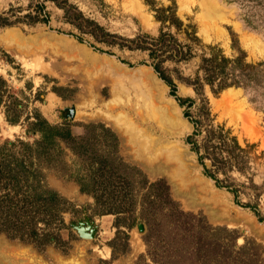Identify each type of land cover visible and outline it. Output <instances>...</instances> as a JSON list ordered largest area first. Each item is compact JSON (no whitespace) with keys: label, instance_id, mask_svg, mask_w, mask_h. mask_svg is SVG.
<instances>
[{"label":"rangeland","instance_id":"1","mask_svg":"<svg viewBox=\"0 0 264 264\" xmlns=\"http://www.w3.org/2000/svg\"><path fill=\"white\" fill-rule=\"evenodd\" d=\"M63 1L58 0L60 3ZM218 1L227 6L223 19L205 17L201 0H69L70 5L83 13L78 19L73 14L74 9H69L67 17L53 1L0 0V14L10 23L0 25V77L7 83L0 98V146L18 139L35 141L39 134L28 131L29 123L35 121V112L51 124L69 125L75 136H82L89 124L103 125L115 134L114 141L100 133L91 137L88 144L96 152L90 149L88 153L81 152V157L65 143L60 144L64 149L61 153L63 165L55 164L53 170L47 172V185L68 200L62 213L63 222L50 220L51 215L43 209L36 214L39 235L48 227L46 233L59 236L45 245L43 235L22 241L0 232V264H264V241L256 237V233L264 237V0ZM41 4H45L48 15L40 13L39 18L33 21ZM166 16L169 23L180 24V31L171 23L163 24L158 20V17ZM47 18L48 22H45ZM162 28L175 33L183 45H190L191 52L186 53L192 56L186 61H178L171 58V54L159 51L157 60H153L149 50L136 48L140 43L150 46V38L158 37ZM8 29L24 36L37 30L54 32L56 36L74 40L75 45L84 47L90 53L92 51L91 54H97L99 62L88 65L72 57L60 58L56 62L47 56L42 59V64H48L47 68L51 70L45 71L40 68L42 64L38 59L22 51L20 41L4 37ZM212 48L214 52L220 50L228 59L245 55V63L253 66L242 71L237 64L227 65V75L229 79L232 77L228 81H238V84L217 93L213 90L218 87V82L213 86L206 83L200 68L202 57H209ZM106 60H112L113 66L108 68V62L104 63ZM157 61H162L166 73L173 80L176 96L171 95V87L155 72L152 64ZM53 64L59 66L53 68ZM142 70H149L159 83H152ZM88 72L92 73L91 77ZM187 82L195 83L200 93H196ZM177 97L195 98L196 103L186 109L180 106ZM113 99L114 102L111 101ZM105 102L120 106L123 109L121 112H126L131 123L142 130L144 135L141 140L146 141L147 138V143H150L154 137L163 149L165 144L167 147L175 143L185 150L189 160H186L189 169H186L185 177L175 171L178 175L175 178L168 170L151 175L146 169V158L142 156L144 160H141L134 142L128 139V131H123V125L113 118L100 116L112 112ZM172 103L177 106V116L169 110L168 105ZM205 103L210 115L204 109ZM154 105L168 106L167 111L162 110L166 113L167 125L160 123L164 118L158 121L149 116V109ZM70 109H74V117H70ZM185 111L189 112V117L184 115ZM168 116L174 125L169 122ZM176 118L181 122H176ZM199 120L202 121L199 122L202 132L196 136L198 144L203 142L204 131L223 125L231 130V135L237 137L245 149L240 153L242 160L238 164H232L235 165L233 168L226 166L227 174H218L224 187L204 173L193 150L194 144L188 142V137L195 131L194 122ZM9 129H12L10 136L5 134ZM95 153L113 165L111 177L97 176V201L90 190H81V183H90V178L80 180L88 175L85 174L89 161L87 157H93ZM53 154H58V151L54 150ZM167 159L168 166L177 165L168 156ZM206 164L211 167L209 160ZM56 165L65 167V170ZM195 175L203 176L215 189L225 192L229 208L225 203L216 201L219 196L207 197L210 209L207 206L187 207L177 193H185L184 190L188 189L184 186L185 182L189 186L198 185L199 179ZM161 182L169 187L171 199L181 210L201 215L213 228L235 230L236 242H232L224 232H217L215 240L207 241L216 242L221 247L218 252L212 248L206 252L204 262L202 256L196 257L199 259L196 260L192 255L180 256L181 253L180 259L177 253H173L177 245L184 246L187 241L177 239L169 224L165 227L159 225L148 234L149 227L141 219V209L150 194V184ZM164 195L158 187L152 190L151 198L157 204L150 213H154L156 219H162L169 211L163 201ZM209 211H215L213 217ZM240 211L250 218L249 222L238 213ZM223 218L230 219L231 223L220 221ZM86 219L95 226L93 239L81 237L75 229ZM133 219L135 223L132 227L121 226L118 232L116 222L130 224ZM235 220L239 223H232ZM195 230L199 228L195 227ZM226 237L229 238V245L233 246L232 251L225 245L228 243ZM148 238L151 239L147 242ZM163 238L171 242L170 248ZM245 242H249L248 250L238 257L237 252ZM167 251L171 254L168 255Z\"/></svg>","mask_w":264,"mask_h":264},{"label":"trees","instance_id":"2","mask_svg":"<svg viewBox=\"0 0 264 264\" xmlns=\"http://www.w3.org/2000/svg\"><path fill=\"white\" fill-rule=\"evenodd\" d=\"M44 1H53L58 7L65 11L67 17L69 9L75 10L73 14L76 19L83 16V13L79 11L77 7L69 4V0H64L63 3L58 2V0ZM45 9V4H41L40 11L38 12V15L33 18V21L39 18L40 13L48 15ZM158 20L163 24L169 23L167 16L165 18L158 17ZM45 22H48V18ZM170 23L174 25L173 27L177 28V31H180V24L175 25L172 22ZM73 24H77L78 28H81V25L75 21H73ZM0 25H10L7 19L2 18L1 14ZM150 40L152 42L150 46L146 45V43H140L136 48L149 50V55L153 60H157L159 51L171 54V58L178 61H186L192 56V54L189 53L191 52L190 45H183V43L178 40L175 33L164 31L163 28L160 30L158 37L150 38ZM186 51L189 52L186 53ZM230 63H233L234 65L237 64L242 71H246L253 67L252 65L245 63V55L238 56L234 59H228L220 52V50L214 52V48H212L209 57H202L200 68L204 73V80L211 86L218 82V87L213 90L215 93L238 84V81H228L232 80V77L229 79L226 71V68L228 67L227 65ZM152 66L158 76L171 87V95L176 96L174 82L166 73L162 61H157V63H153ZM187 83L194 87L196 93H200V90L195 83ZM6 86L7 83L5 79L0 77V98L1 93H3V88ZM177 99L180 106L185 107L186 109L192 107L196 103L195 98L182 99L177 97ZM204 105L206 113L210 115L207 104L205 103ZM184 115L189 117V112L185 111ZM9 121L11 123L15 122V120ZM199 122L202 123L201 120L194 122L195 131L188 137V142L194 144L193 150L198 155L199 163L203 166L204 173L213 178L218 185L224 187V183L218 178V174H227V167L233 168L235 165L232 166V164H238L239 160H242L240 153L245 152V149L241 147L237 137L231 135V130L225 129V126L223 125H218L217 128L212 126L207 129V131H204L203 142L198 144L195 139L196 136L202 132V127L199 125ZM28 131L30 133H38L39 137L33 142L18 139L7 141L4 145L0 146V232H6L10 238L20 239L22 241H28L30 237H35V239H37L43 235L42 238L46 241L44 242L46 245L54 241L59 235L54 236L50 233H46L48 227L43 229V234L39 235L36 214L42 212L41 209H43L44 212L51 215H49L50 220H56L62 224V213L65 209L64 205L66 203L68 204V200L65 197L61 196L58 192L54 191L47 185V172L53 170L55 164L62 163L61 165H63L61 153H63L64 149L60 144L62 142L65 143L67 147L71 148L75 155L81 157V152L85 154L88 153L90 149L93 151L95 150L91 144H88L90 143L89 141L91 140V137L100 133L104 136H110L114 141L115 134L103 125L89 124L85 126V133L82 136H75L69 128V125L51 124L38 112H35V121L29 123ZM83 147H86V149ZM54 150H57L58 154H53ZM87 158L89 161L86 160L87 173L85 174L88 175L85 176L84 179L82 177L80 180H88L87 178L89 177L91 182L86 183L85 181L81 183V190L83 192L90 190L95 201H97L98 191L96 186L98 185V180L100 177L106 175L111 177L113 175V165L109 163V160L102 159L101 156L96 153L93 157ZM206 160L211 162L210 168L207 166ZM56 166L61 170H65V167L63 166ZM105 168H107V170H105ZM238 170L241 169L239 168ZM98 175L99 178H97ZM75 178L78 180V177ZM130 182L131 181H129L128 184ZM156 187L160 188L162 192L165 193L163 201L166 206L169 207L168 213H165L166 215H163L162 219H156L155 215H153L154 213H150L152 212V207L157 204V201H155V199L152 200L151 198L152 190ZM148 190L150 191V194L148 192L149 196L146 198L147 201L144 202L141 209V219L143 218L149 227L148 234L155 231L159 225L165 227L169 224L177 239H180V241H187L186 245L180 247L177 245L175 247L173 253H177L178 256L181 253L182 255L180 256L184 257L192 255L196 260H199L196 257L202 256L205 262L206 257L204 255L206 252L211 250V248L218 252V248L221 247L216 242L207 241V239L215 240L217 232H224L226 235L230 236L232 242H236L235 239L237 237V232L235 230L219 227L213 228L207 224L204 217L201 215H194L181 210L171 199L169 195V187L165 183H152L148 187ZM132 196L131 198H133ZM135 203L136 201L132 202L133 206ZM134 223L135 219H133L130 224L116 222L115 225L118 227L119 232L121 226L130 228ZM195 227H198L199 230L196 231ZM171 234L167 233V235ZM200 234H207L208 236L204 235V237H202ZM227 237L226 240H228V243H225V245L227 244L229 250L232 251L233 246L229 245V238ZM150 239L151 238H148L146 241L148 242ZM163 239L167 240L166 242L170 248L171 242L166 238ZM248 243L249 242H245V244L239 248L237 252L238 257L243 255V253H246L249 247ZM190 250H192V252ZM169 251H167L168 255L171 254ZM180 256L179 258L181 259L182 257Z\"/></svg>","mask_w":264,"mask_h":264},{"label":"bare ground","instance_id":"3","mask_svg":"<svg viewBox=\"0 0 264 264\" xmlns=\"http://www.w3.org/2000/svg\"><path fill=\"white\" fill-rule=\"evenodd\" d=\"M201 7L204 10V13L206 15L205 17L208 16L210 19H214V18H211V17H218L220 19H223L225 17L226 13H227V6L225 4H221L218 0H201ZM206 19H208V18H206ZM4 37H6V38L7 37H12L16 41H20V43L22 44V51L24 53L28 54V55H31V57L33 56L36 59H38L39 60L38 62H40L41 64H42V59L47 57V56L50 57V58H54L56 62L60 58H64V60H65V58L69 59L70 57H72L74 59H78L80 61V63H83V62H85L86 64L88 63V65L89 64L90 65L91 64H96L97 62H99L98 59H97V57H98L97 54H94V53L91 54L92 51L90 53L84 47H80V46L75 45V43H74L75 41L74 40H73L74 41L73 42V41L67 40V38L65 36L64 37L56 36L54 32H45L43 30H37L34 33H30L28 36H24V35L19 34L18 32H16L14 29H8L4 33ZM70 40H72V39H70ZM20 50H21V48H20ZM111 61H109V60L107 61L106 60L104 62V63L108 62L106 64L108 68H109V65L113 66ZM113 63H115V62H113ZM47 65L42 64L41 67L40 66L39 67L41 69H44L45 71H50L51 69L47 68ZM116 65L118 66V64H116ZM58 66H59L58 64H53L52 65L53 68H56ZM142 73L145 76L147 75V78L152 83H153V81H155L156 84L159 83V82H157V80H155L153 78L151 73H149V70H142ZM85 74H87V73H85ZM91 74L88 72L87 75L89 77H91L90 76ZM90 81H92V80H90ZM224 96H226V95L224 94ZM114 98H116V97H114ZM111 101L114 102V99L111 100ZM115 103L118 104L117 102H115ZM160 104H161V102H160ZM105 105L107 107H109V110L111 109L112 112H109V113L107 112V114L102 113V115H100V114H98V115H100L101 117H104V118H113L115 121H117L118 123H121V125H123V129H124L123 131L125 133H127V131H128V134L130 135V138H128V139H130L131 141L134 142V145L137 148V152H139L138 155L139 156L141 155V157L143 156V157L146 158L144 160L143 157H142L141 160L145 161V165L147 167V168L146 167L145 168L150 172L151 175L163 174L164 172H166L168 170L167 172H170V174L175 176V178H176L177 173L181 176V175H184L186 169H189L188 168L189 167L188 164H186V162H187L186 160H188L187 159L188 153L185 152V150H183L180 146H178L175 143H172V144H169L170 146L167 145V147H166L165 146L166 144H165L164 145L165 149H163V148L160 147L161 145L159 144V142L156 141V139H154V137L152 138L150 143H147L148 140H147L146 137H145L146 141L141 140V138L144 135L142 133V130H140V128L135 127L131 123L129 117H127L128 115L127 116L125 115L126 112L125 113L121 112L123 109L121 110L120 106L119 107H117L115 105L113 106L111 102L106 103ZM127 106H129V105H127ZM161 106L162 105H157V106L154 105L153 107H151V109H149L150 110L149 116L151 115L152 118H154L155 120H158V121H159V119L163 120V118H164V120L162 122H160V123L164 122V123H166L165 125H167L168 119L165 118L166 117V113H164V112L162 113V110L164 109V111L165 110L167 111L168 110V106H169L170 107L169 110L170 111L172 110V112L177 116V106H176L175 103L174 104L173 103L169 104L167 107H165V106L161 107ZM167 114H170V112L167 113ZM168 117H169V122H170L171 118H170V116H168ZM171 117H173V116H171ZM176 119H178L176 122H178V121L181 122V120L179 118H176ZM173 120H175V118H173ZM170 123L174 125V123H172V122H170ZM175 125H176V123H175ZM5 134L9 135V136L12 135V129H9L7 132H5ZM145 151L147 153H144ZM167 156H168V158H170L171 162L174 161L177 165L176 166L174 165V167L172 165L168 166L166 164V162L168 160ZM141 157H139V158H141ZM175 171H177V173ZM188 172H190V171L188 170L187 173ZM192 172H195V170H192ZM195 176L198 177V179H199L198 180V185L189 186V184L187 182H185V184H184V186L188 188V189H185L184 190L185 193H183V195L187 199V202H189V203L186 204L187 206H191V207L207 206L210 209L211 207L209 205H207V203H206V201L208 200L207 197L208 196L209 197L219 196V197L216 198V201H218L220 203H225L226 207L229 208L230 205L225 200V197H226L225 192H223L221 190H218V189H215L212 186L211 182L209 180H207L206 178H204L203 176H199V175H195ZM184 177H185V175H184ZM172 178H174V177H172ZM182 181H185V179L182 180ZM179 183H181V182H179ZM209 212H210V215L213 217V213L215 211H209ZM238 213L245 218V221H247V222L250 221V218L246 214H244L241 211L238 212ZM214 217H216V215H214ZM212 219H214V218H212ZM223 219H226V218H223ZM235 221H237V220H235ZM258 232L260 233L261 231H258ZM4 246L7 249L9 248L8 245H4ZM108 253H109V251H108Z\"/></svg>","mask_w":264,"mask_h":264},{"label":"water","instance_id":"4","mask_svg":"<svg viewBox=\"0 0 264 264\" xmlns=\"http://www.w3.org/2000/svg\"><path fill=\"white\" fill-rule=\"evenodd\" d=\"M75 111L74 109H70V117H74ZM177 196L181 199L184 200L185 205L189 202H187V199L185 198V196L183 195V193H177ZM188 207V206H187ZM189 208H194L189 206ZM220 221L225 222V223H231L230 219H221ZM232 223H239L238 221H232ZM142 228V227H140ZM75 229L78 231L79 235L83 238L86 239H93L94 238V234H95V226L93 224L92 221H90L89 219H86L85 223H79V225L75 226ZM256 237H258L259 239H261L262 241H264V237L261 235L257 236L256 233Z\"/></svg>","mask_w":264,"mask_h":264}]
</instances>
